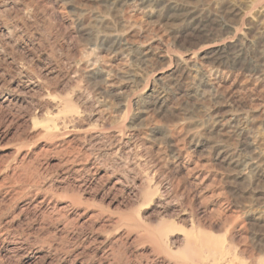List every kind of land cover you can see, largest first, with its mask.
Instances as JSON below:
<instances>
[{"label":"rangeland","instance_id":"1","mask_svg":"<svg viewBox=\"0 0 264 264\" xmlns=\"http://www.w3.org/2000/svg\"><path fill=\"white\" fill-rule=\"evenodd\" d=\"M0 264H264V0H0Z\"/></svg>","mask_w":264,"mask_h":264},{"label":"bare ground","instance_id":"2","mask_svg":"<svg viewBox=\"0 0 264 264\" xmlns=\"http://www.w3.org/2000/svg\"><path fill=\"white\" fill-rule=\"evenodd\" d=\"M190 11V10H189ZM112 33V32H111ZM106 34V33H105ZM113 36V35H112ZM51 71V70H50ZM54 71V70H53ZM84 134V133H83ZM95 136V135H94ZM98 142V141H97ZM75 145V144H74ZM64 149V148H63ZM59 150V149H58ZM61 150V149H60ZM65 150V149H64ZM67 150V149H66ZM77 150V149H76ZM61 152V151H60ZM59 152V153H60ZM73 152V151H72ZM80 153V152H79ZM82 153V152H81ZM74 154V153H73ZM87 154V153H86ZM68 155H70V154H68ZM79 155V154H78ZM77 155V156H78ZM63 158H64V156H63ZM70 159V158H69ZM76 159V158H75ZM74 159V160H75ZM80 159V158H79ZM89 159V158H88ZM87 159V160H88ZM73 160V159H72ZM86 160V161H87ZM257 160V159H256ZM38 161V160H37ZM81 162H83V160H80ZM24 162V161H23ZM67 162V161H66ZM65 162V163H66ZM70 162H72V161H69V163ZM79 162V161H78ZM40 163V162H39ZM60 163V162H59ZM63 163V162H62ZM73 163V162H72ZM74 163H75V161H74ZM26 164V163H25ZM28 164V163H27ZM87 165V164H86ZM261 165H262V163H259V162H257L256 164H255V166H256V168H260L261 167ZM20 166V165H19ZM36 166V165H35ZM81 166H84L85 167V165L84 164H82ZM80 166V167H81ZM95 166V165H94ZM29 167V166H28ZM91 167V166H90ZM36 168V167H35ZM15 169V168H14ZM18 169V168H17ZM50 169V168H49ZM68 169V168H67ZM78 169V168H77ZM81 169V168H80ZM90 169V168H89ZM44 170V169H43ZM88 170V169H87ZM97 170V169H96ZM54 171V170H53ZM78 171V170H77ZM95 171V170H94ZM28 172V171H27ZM49 172V171H48ZM14 174V173H13ZM38 174V173H37ZM42 174V173H41ZM50 175V174H49ZM54 175V174H53ZM15 176V175H14ZM39 178V177H38ZM83 178V177H82ZM96 178V177H95ZM35 181V180H34ZM88 183V182H87ZM91 182H89L88 184H90ZM51 185H52V183H51ZM81 185V184H80ZM82 186V185H81ZM87 186H89V185H87ZM16 192V191H15ZM18 192V191H17ZM55 207V206H54ZM39 209V208H38ZM42 211V210H41ZM62 213V212H61ZM44 214V213H43ZM63 217V216H62ZM78 217V216H77ZM51 218H52V216H51ZM50 218V219H51ZM68 218V217H67ZM45 219V218H44ZM54 220V219H53ZM52 222V221H51ZM81 225V224H80ZM88 225V224H87ZM66 226V225H65ZM93 227V226H92ZM67 228V227H66ZM78 230V229H77ZM96 231V230H95ZM98 231H99V229H98ZM54 234V233H53ZM64 236V235H63ZM65 238V237H64ZM69 238V237H68ZM193 241H194V239H193ZM190 242H192V240H190ZM192 243H194V242H192ZM187 244H189V242L187 243ZM191 244V243H190ZM192 245V244H191ZM84 248V247H83ZM187 248H189V247H187ZM67 249V248H66ZM114 249V248H113ZM72 250V249H71ZM77 254H80V253H77ZM108 254V253H107ZM79 256V255H78ZM107 256V255H106ZM76 257V256H75ZM77 258V257H76Z\"/></svg>","mask_w":264,"mask_h":264}]
</instances>
